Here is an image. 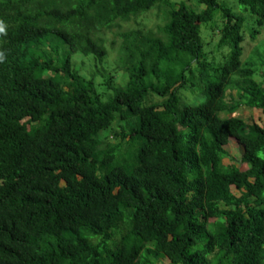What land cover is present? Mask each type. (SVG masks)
Here are the masks:
<instances>
[{"label":"trees","instance_id":"obj_1","mask_svg":"<svg viewBox=\"0 0 264 264\" xmlns=\"http://www.w3.org/2000/svg\"><path fill=\"white\" fill-rule=\"evenodd\" d=\"M238 3L0 0V264H264V125L224 116L264 113V0Z\"/></svg>","mask_w":264,"mask_h":264},{"label":"rangeland","instance_id":"obj_2","mask_svg":"<svg viewBox=\"0 0 264 264\" xmlns=\"http://www.w3.org/2000/svg\"><path fill=\"white\" fill-rule=\"evenodd\" d=\"M169 1H182V0H169ZM189 3H192L193 0H185ZM221 3L227 4L228 6H230L236 13H238L239 15H242L246 18V23L247 24H251V22L253 21V16L249 13H245L242 12V8L240 6V4L238 3V0H219ZM205 5H202L201 8H204ZM221 22L222 20L220 18H218L217 20V26H221ZM163 23V19L160 16V11L158 8H155L153 10H151L148 14L139 17L136 21H132V22H127V23H123L122 27H118L114 29V32H119L120 30L123 29H129V28H146V29H153L156 30L157 29V25L162 24ZM207 25L203 24V31H202V37L208 40L211 39V37H214V42H212L211 44H208V57L211 59L212 56H214L213 54H210V50H212V47L214 45V43L218 40L219 38V34L217 31H209V35H207ZM107 46L110 48L109 50V56L105 59L104 61V66L106 67L107 70H109L110 72H114L115 70H117V62H116V51L114 49H112V41L115 39V36L111 33H109L107 36ZM262 40H264V33L260 34L258 36L257 39L253 40L251 38V36L249 34H247L246 36V40L244 42V54L245 57L249 58H253L254 60L258 59V55L260 52V48H261V43ZM117 43L120 42L119 38H116ZM261 44V45H259ZM77 64H83L84 68L86 71H93L94 70V62L90 61L87 58H82V57H77L76 58ZM97 81L99 84H101L102 82V78L98 77ZM104 88V87H103ZM102 86H100V89L103 90ZM235 95L234 99H232L231 97H228V99L230 100V98L232 99L231 101H240L241 99L239 97V95L237 94L236 90L233 91ZM235 103V102H234ZM232 115H237L240 118L244 119L247 123H259L261 125H264V113H262L261 110L259 109H255V108H251L249 106H246L244 103L240 104L235 110H233V112H228L225 113L224 116H232ZM120 127H118L116 124L114 126H112V128L110 130H108L103 136H107L108 138V142L110 143H117L119 141L118 138H116V136H114V132H120ZM228 149L230 150V157L226 158L224 160V162L226 164H237L241 169H246L247 165L241 162V148L238 145V143H236L235 140H232L228 146ZM233 191L235 193L239 194V191L233 187Z\"/></svg>","mask_w":264,"mask_h":264}]
</instances>
